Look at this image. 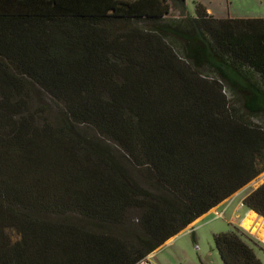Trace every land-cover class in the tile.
<instances>
[{"label":"trees","instance_id":"obj_1","mask_svg":"<svg viewBox=\"0 0 264 264\" xmlns=\"http://www.w3.org/2000/svg\"><path fill=\"white\" fill-rule=\"evenodd\" d=\"M133 1L0 0V264H143L264 173V18Z\"/></svg>","mask_w":264,"mask_h":264},{"label":"rangeland","instance_id":"obj_2","mask_svg":"<svg viewBox=\"0 0 264 264\" xmlns=\"http://www.w3.org/2000/svg\"><path fill=\"white\" fill-rule=\"evenodd\" d=\"M203 1L210 2L215 13L223 15L225 19L264 18V0H186L189 12L195 16V4ZM229 12L231 16H229ZM42 104L44 105V103ZM44 106L50 107L53 112L56 111L50 103ZM139 178L142 181L143 178L140 175ZM263 183L264 173L249 186H245V189L233 195L225 205L218 207L216 213H207L194 225L191 224L166 242L155 253L147 257L146 263L223 264L215 247L214 235L239 231L243 235L242 239L254 249L256 256L264 264V241L240 226L248 212V209L243 205V199ZM256 218V215L252 214L245 225L249 226ZM6 231L12 242L20 239L14 229L8 228Z\"/></svg>","mask_w":264,"mask_h":264},{"label":"crops","instance_id":"obj_3","mask_svg":"<svg viewBox=\"0 0 264 264\" xmlns=\"http://www.w3.org/2000/svg\"><path fill=\"white\" fill-rule=\"evenodd\" d=\"M200 4H202L207 9L208 14H210L216 18H219V19H225V17L223 15H219V14L215 13L214 9L210 5V2L208 3L206 1H203V2H200ZM170 14H171L170 4H165L162 2V0H134L132 3V6L130 8V11H129L130 17H165V16H169ZM190 14L192 16H194L191 12H190ZM229 16H231L230 12H229ZM243 189H245V187ZM243 189H241V190H243ZM229 199H227L226 201L221 203L219 206H217L216 208H214L210 212L216 213L218 210V207L225 205ZM252 214L256 215L257 218L249 226L245 225V223L248 221L249 217H251ZM201 218L196 220L193 223V225L197 221H199ZM240 226L242 228L248 230L251 234L256 235L257 238L264 241V234H263L264 219L262 217H259L255 212L248 210L247 214L245 215L242 222L240 223Z\"/></svg>","mask_w":264,"mask_h":264},{"label":"built area","instance_id":"obj_4","mask_svg":"<svg viewBox=\"0 0 264 264\" xmlns=\"http://www.w3.org/2000/svg\"><path fill=\"white\" fill-rule=\"evenodd\" d=\"M146 263V261L143 263V264H145ZM146 264H150L149 262H147Z\"/></svg>","mask_w":264,"mask_h":264}]
</instances>
